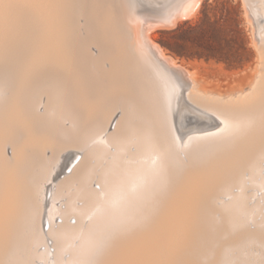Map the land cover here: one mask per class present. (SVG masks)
<instances>
[{
  "label": "bare ground",
  "instance_id": "bare-ground-1",
  "mask_svg": "<svg viewBox=\"0 0 264 264\" xmlns=\"http://www.w3.org/2000/svg\"><path fill=\"white\" fill-rule=\"evenodd\" d=\"M24 1H21V5ZM46 2L44 5L41 3V7L47 5L48 8H43L49 10L50 14L45 19L49 13L45 11L42 19L50 21L42 20L49 23L45 32L42 29L43 33L38 28L40 19L34 14L31 16L40 21L37 24L25 12L29 11L30 14L28 7L24 6L28 10L23 11L21 6L18 8L15 5V1H10L13 6L8 3L9 8L0 6V71L9 74V78L5 76L2 83L13 86L10 75L17 77L16 90L13 91L7 111H3L0 98V264H36L34 259L45 258V253L36 248L43 241L40 233L43 213H47L48 219H43L48 224L50 216L57 215L61 220L64 219L57 229L50 230L56 246L52 264L85 263L88 246L105 228L109 227L112 231L133 229L139 224L138 217L142 212L135 214L125 228H119L117 221L111 224L112 220L106 218L98 220L97 215L90 219L87 228L81 227L83 218L94 205V189L90 181L95 179L96 182H103L121 169L147 168L151 166L149 155L153 152H157L166 164V182L174 179L182 167V159L178 154L180 149L185 150L189 158L195 156L200 161L199 157L205 151L229 143L239 156L238 161L233 164L230 162L232 165L229 169L224 167L233 176L229 179L234 178L242 167H252L264 156V36L258 38L257 70L252 83L246 90H238L237 94L222 95L207 90L194 70L187 69L158 47L149 36L151 27H139L138 33L137 28H134L140 26L137 19L135 21L138 24L132 26L137 31L134 38L136 43L133 44L125 34L121 37L120 32L109 25L103 31L101 28V34H94L89 24L84 32L79 31L77 16L82 0ZM191 5L192 0H181L168 4L159 13H170L165 19L175 21V16ZM111 23L115 27V21ZM249 23L253 25L250 20ZM38 31L42 34H38ZM92 45L97 48V53L91 50ZM105 61L109 62L108 67ZM41 97H45V102L43 111L39 112ZM117 106L123 108L122 116L117 118L114 125L119 130L106 133ZM214 110L222 117L216 115ZM233 118H251L253 123L246 130L234 133L231 127ZM66 120L69 126L63 123ZM131 133L136 135V152H127L130 157L126 159L123 153L130 147ZM101 134H105L107 143H115L117 147L113 159L96 172L90 159L95 158L98 164L105 155L106 146L97 139ZM71 141L76 143L82 153L69 146ZM8 149L10 155L7 154ZM46 149H50V156L44 154ZM78 154L81 157L74 164ZM225 161L224 165H228ZM200 166L199 170H196V166L195 171L189 170L191 172L188 175L184 174L188 171H184L186 177L183 176L187 179L182 181L179 190L170 195L171 198L168 196L171 201L167 199L169 203L161 217L148 230L140 229L134 232V236L131 232L129 240L124 238V242H128L123 247L118 248L119 242V250L116 248L118 253L113 254L116 255L115 258L113 256L115 260L110 257L114 262L107 259L109 264L194 262L192 255L191 262L188 261L189 248H193L194 243L205 244L220 230L213 225L211 214L217 192L213 190L216 176L206 167ZM75 180L78 182L75 190L69 196L63 194L62 190ZM263 182L254 184L261 186ZM59 194L66 196V208L61 210L54 207L56 201L45 212L44 204L48 205ZM203 194H207V198L205 202L201 199L203 203L201 201L200 204L199 199ZM233 196L234 200L223 203L222 209L232 207V213L245 212L242 195ZM77 197L84 200L83 206L74 204ZM70 214L76 218V224L65 221ZM76 236L81 238L79 246L70 243ZM63 250L70 251V259L61 258ZM194 263L197 264V261Z\"/></svg>",
  "mask_w": 264,
  "mask_h": 264
},
{
  "label": "rangeland",
  "instance_id": "rangeland-1",
  "mask_svg": "<svg viewBox=\"0 0 264 264\" xmlns=\"http://www.w3.org/2000/svg\"><path fill=\"white\" fill-rule=\"evenodd\" d=\"M10 1L12 2L15 1L16 6L18 5L17 2L20 1L17 7L19 8V6H21L20 8L23 11H25L26 9L28 10L29 8V10L31 11L30 14H29V11H25V12L28 13L30 18L34 14V16H36L37 19H40L41 24L43 21H46L42 19L44 18L43 15L45 16V13H46L45 11L49 12V10L46 9L48 8L47 5L43 6L45 0L44 1L40 0L41 2L39 0H28V2H25L27 0L25 1L24 0H17V1L16 0H0V6H3L5 8H9L10 7L9 4L13 6L12 5L13 3H10ZM21 1H24L22 2L23 3L22 5H21ZM33 1L35 4L33 3ZM48 1L49 0H47V2ZM147 1L148 0H82V2L79 4L81 6L78 7L80 13L77 16V23H78V26L80 27V28L78 27L79 31L84 32L85 27L89 24L94 34H98V33L101 34V32L104 29H107L111 26L117 29L116 31L120 32L121 37H122V34L123 35L125 34V36H127V39L129 40L131 39L130 41L134 44V42L136 41L135 37H136L137 31L139 33L140 28L149 26L151 27L149 30V36L156 44H158V47H161L163 51L165 50L164 52L166 54L171 55L172 57L176 58L179 62L185 65L187 69L194 70L197 73V76L202 79L201 83H203L206 86L207 90H210L216 93H221L222 95H229L232 93L237 94L238 90L240 89L246 90L247 87L252 83L255 72L257 70L256 46L259 44L258 38L260 36H264V22L262 21L264 18V9H263L264 0H257V1L256 0H192V5L187 10L180 12L178 14L179 16L178 15L175 16L177 18V19L174 18L175 21L174 20L167 21L165 19V16H163L164 18L160 16L159 12L165 9V7L168 4L173 3V2H179L181 0H170V1L169 0H149L148 2ZM31 2L33 3V6ZM37 2H40V3H37ZM24 3H28V4L30 3V4L24 5ZM41 3L43 4L42 7H41ZM36 5L39 7L37 8ZM24 6L28 8L25 9ZM30 6L32 8H30ZM109 6H112V7H109ZM150 6H153V7L157 6V7L154 9L153 7H150ZM43 7H46V8L44 9ZM139 7H143L146 9H138ZM37 9L39 11H37ZM35 11L37 13L42 11L44 12V14H42V12L40 14L38 13L39 16L37 17V13ZM132 11L134 13H132ZM107 13L109 16H107ZM141 13L142 15L140 18ZM49 14L50 12L46 14L48 15V17L45 16V19L49 18ZM115 15L117 16V18ZM34 16L31 18L32 20L35 19ZM96 18L99 20H97ZM107 18L110 20H108ZM127 18L129 21L125 20ZM162 18L165 20H163ZM37 19H35L34 21L37 22V24H39L40 21L39 20H38L39 22L36 21ZM106 19L108 20V22ZM135 19H137V21L140 22L139 23L140 26L137 25L138 22L136 23ZM176 20H179V21H176ZM249 20L253 23L252 26H250ZM47 21H50V20H47ZM113 21H115V23H113L115 27L111 23ZM127 21L129 22L130 25L134 22L136 24H132L130 26L127 23ZM152 21L154 22L156 21V22L153 23ZM118 22L119 23L121 22V23L119 24ZM101 23L102 25H100ZM124 23H125L126 29H125ZM41 24H39L40 26H38V28L40 27L39 28L40 30L39 29L38 30L41 31L42 29H45L44 30L45 32L46 31L45 27L48 28L47 25H49V23L47 24L43 22L44 28L42 27L43 24L42 25ZM108 25L109 27H107ZM134 25L135 26L137 25V26L134 27ZM132 26L134 28H137V31L136 29L132 28ZM101 28H102V31H101ZM132 29L133 31H131ZM39 31H38V34H40L41 32L43 33V30L41 32ZM253 37H255V39ZM132 38L133 39L135 38V39L133 40ZM90 48L91 50H93L94 53H97L96 52L97 48L94 45L90 46ZM108 65H109V62L105 61V66L108 67ZM5 76L9 78V74L1 70L0 71V83H2V79ZM10 76H11L10 78L13 80V83H14L13 86L9 84H5V83H2V85L0 84V98H2L1 107L3 108V111H7L9 109L10 102L13 98V93L16 90L17 77L13 74ZM44 102H45V97H41V100H40L41 104H39L38 106L39 112L43 111L42 105L44 104ZM79 105H81V103ZM212 108L215 109V107H212ZM114 112L115 113H114L113 118L115 120L114 119L111 120V122L109 123V126L107 127V129L108 128L109 129L108 130L106 129V133H116L119 130V128H115L114 125L116 123L115 121L117 120V118L122 116L123 108L121 106H117L115 107ZM216 115H218L219 117H222L217 112H216ZM63 123L65 124V126H69L68 120L64 121ZM104 135L105 134H101L97 138L100 142H102L106 146V152H105L104 157L100 160L98 164L96 163L95 158L90 159V163L94 166V169L96 172H99L101 167L106 166L107 163L113 159V155L116 152V147H117L116 144L107 143ZM135 141H136V135L134 133H131L130 142L128 144V147L129 146L130 147L127 148V150L123 153L124 158L127 159L130 157L131 153L136 152ZM69 146L74 148L75 151L82 153V150L77 148V145L75 142L73 141L69 142ZM49 150L48 149L44 150V154L46 156H50L51 151L49 152ZM75 151L74 153H76ZM127 152H129L130 154ZM205 152L204 153L206 155L203 153L204 155H202V157H199L200 158V161H199V159H196L198 157L194 156L192 158H189L185 150L180 149L178 154H179V157L182 159V167L178 171V174H177L178 176L176 175L173 177L174 179L171 178L168 182H166L165 186L163 187L164 189L162 188L158 192L156 196L158 198H155L154 199L155 201L153 200L150 206L147 207V209L141 213V215L138 217V220L141 223L139 222V224H137L133 229L127 230V231H123V230L112 231V230H109V227L105 228L103 231H101L98 235L95 236L92 243L88 246L87 252L85 254L86 258H84L85 263L82 261L80 263H72V264H106V263L109 264L108 263L109 261L113 263L114 262L113 260H115L113 259V256L114 258L116 257L118 253L117 251L119 250L118 248H120L121 246L123 247V244L125 243L124 242L125 239L129 240L132 236L135 235L134 232L136 233V231L140 229L148 230L149 228H151L156 223V221L161 217L166 207L168 206L167 204L171 201L170 195L172 196L183 185L182 183L184 182V179L186 177L185 175L186 174L188 175L192 170L195 171L194 169L195 166L196 168L198 167L196 170H199L200 165H201L200 166L201 168L206 167L205 169H209L211 174L217 177V178L214 177L216 181L219 180L218 181L219 184L216 181L214 182L216 186L214 184H213L214 186L211 185V188L215 187L213 188V190L217 191L216 195H214L215 196L214 198V206H215L214 208L215 209L213 208L211 210V214L213 217V223H214L213 225L218 227L220 230L218 231V233L211 236L212 240L210 238L205 244L204 243L203 244L194 243L195 244L194 247L189 248L191 251L188 250L187 257L190 258V260L188 261L191 262V260L195 258L192 261L194 262L197 261V264H208V263L209 264H264V182H263L264 181L263 179L264 177V156L260 157L256 161V164L254 166L251 167L249 165H246L245 167H242L241 169H239L238 173L234 175V178L229 179V177H233V176L231 174H228V169L233 164V162L238 161V158H239L238 153L234 151V148L231 147V145H229L228 143L220 147H213ZM7 154L10 155V149L7 150ZM78 155L79 157L74 162V164L81 157V154H78ZM157 155H158L157 152L151 153L149 155V161L152 162V160L157 158ZM236 156L238 157L236 158ZM221 158H223L222 161H220ZM224 159L225 160L228 159V160L225 161ZM135 161H138V158H135ZM223 161H225V163L227 162L228 165H224ZM188 165L190 166L188 167ZM224 167L225 168L228 167V169H225ZM222 169H224L225 171L222 172L221 171ZM181 170L183 172H181ZM185 170H187L188 173H184ZM221 172H222V175H221ZM234 180L236 181L235 184L237 186L234 184ZM254 182L256 183L263 182V183L260 186V185H255ZM96 183H100V182L99 181L96 182L95 179H93L90 181V186L94 189L93 185H95ZM77 184L78 182L76 180L71 182L69 185H67L62 190V193L66 194V196L67 195L69 196L75 190V188L77 187ZM261 187L263 189H261ZM235 194L242 195L243 197L242 204L245 207V212L241 213L238 211H233L232 213L231 212L232 207H228L227 209H222V204L231 203L234 200L233 195ZM66 196L65 195L62 196V194H59L58 196L54 198L56 199L57 197H59L57 200L51 199L48 205L44 204L45 212L46 210L50 208V206H54L56 201H57L56 203L57 206L55 205L54 207L64 210L66 208ZM168 196L170 198H168ZM206 196L205 194L201 196V198L199 199L200 204L202 200L204 202L206 201V198H207ZM167 199H169V202H167L168 201ZM74 204L76 206L81 207L84 205V200L77 197L74 200ZM95 213H96L95 205H92L86 217L83 218L82 220L83 222H81L80 224L81 227L87 228L89 225L90 219L94 215L98 216L97 217L98 220H103V218L112 220L111 218L107 216H102V215L95 214ZM56 216L55 215L50 216L51 226L49 228L50 222L48 224L44 220V219H48L47 213H43L42 215L43 221L41 220V229L44 232L40 229L41 230L40 233L43 236V241L41 243H38L36 245V248L40 252L43 251L45 253V258L34 259L33 262L36 264H52L55 260L56 246H55L53 237L50 235V230L57 229L58 225H60L64 221V219L61 220L59 216L57 217ZM52 217H53V220H52ZM73 217L74 216L70 214L69 216L65 218V221L73 224L72 223L73 219H75L76 221V218L75 217L73 218ZM113 221L114 220L110 221L112 222L111 224L114 223ZM128 234L130 237L128 236ZM119 238H121L123 241H121V239ZM70 243L73 246H79L81 244V238L78 236L73 237ZM119 244L120 246L118 247ZM113 247L115 248L116 251H114ZM215 247H216V250H215ZM220 247L223 249H221ZM115 253L116 255H113ZM60 255L63 260H68L71 257L69 250H63L60 253ZM191 255H192V259H191ZM110 257L113 260L110 259ZM106 260L107 262H105ZM204 260H206L207 262ZM203 261L204 263H202ZM194 262L190 264H196Z\"/></svg>",
  "mask_w": 264,
  "mask_h": 264
},
{
  "label": "snow or ice",
  "instance_id": "snow-or-ice-1",
  "mask_svg": "<svg viewBox=\"0 0 264 264\" xmlns=\"http://www.w3.org/2000/svg\"><path fill=\"white\" fill-rule=\"evenodd\" d=\"M252 123L251 118H233L231 127L234 133H239ZM166 180V164L159 155L147 168L121 169L94 185L96 214L107 216L117 221L119 228H125L135 214L150 206Z\"/></svg>",
  "mask_w": 264,
  "mask_h": 264
},
{
  "label": "water",
  "instance_id": "water-1",
  "mask_svg": "<svg viewBox=\"0 0 264 264\" xmlns=\"http://www.w3.org/2000/svg\"><path fill=\"white\" fill-rule=\"evenodd\" d=\"M138 9H146V8L139 7ZM158 15H159V14H158ZM169 15H171V14H170V13H168V14L163 13L162 15L160 14V16H169Z\"/></svg>",
  "mask_w": 264,
  "mask_h": 264
}]
</instances>
